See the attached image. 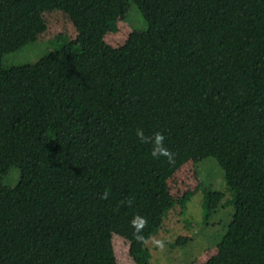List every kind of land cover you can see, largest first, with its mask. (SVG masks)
Masks as SVG:
<instances>
[{
  "label": "trees",
  "instance_id": "obj_1",
  "mask_svg": "<svg viewBox=\"0 0 264 264\" xmlns=\"http://www.w3.org/2000/svg\"><path fill=\"white\" fill-rule=\"evenodd\" d=\"M208 156L219 190L198 177ZM200 190L204 221L223 197L233 213L190 264H264V0H0V264H152L146 240Z\"/></svg>",
  "mask_w": 264,
  "mask_h": 264
},
{
  "label": "rangeland",
  "instance_id": "obj_2",
  "mask_svg": "<svg viewBox=\"0 0 264 264\" xmlns=\"http://www.w3.org/2000/svg\"><path fill=\"white\" fill-rule=\"evenodd\" d=\"M126 21L130 29H146L147 22L141 15L134 2H130L126 14ZM32 43L20 51L11 52L3 57L4 65L34 61L40 55L51 49L46 43L49 39ZM198 177L202 188L217 189L223 187L224 171L214 157L208 156L196 165ZM18 171L16 167L10 169V173L3 177L2 182L14 183ZM204 191L191 195L185 204L175 202L163 217L161 226L152 237L146 240L144 246L147 249L149 262L152 264H190L194 257L205 247L216 243L226 230L232 213L233 206L220 200L218 207L205 221L202 218ZM226 195V194H225ZM185 238L183 243L177 239ZM154 240L163 242V247H157Z\"/></svg>",
  "mask_w": 264,
  "mask_h": 264
},
{
  "label": "clouds",
  "instance_id": "obj_3",
  "mask_svg": "<svg viewBox=\"0 0 264 264\" xmlns=\"http://www.w3.org/2000/svg\"><path fill=\"white\" fill-rule=\"evenodd\" d=\"M136 136L140 140L141 143H150L152 148H151V156L154 158H165L169 163H171L175 157V153H173L171 150H169L165 144L164 140L165 137L160 133L156 132L152 136H146L144 134L143 129H137L136 130ZM102 199H107L108 198V192L107 190L102 194L101 196ZM130 204L131 201H128ZM131 226L133 228V237L134 239L139 242V243H144L145 242V237L142 235L143 230L145 227H147V219L140 216L136 215L133 217L131 220ZM154 244L157 247H163V242L160 240H154Z\"/></svg>",
  "mask_w": 264,
  "mask_h": 264
}]
</instances>
